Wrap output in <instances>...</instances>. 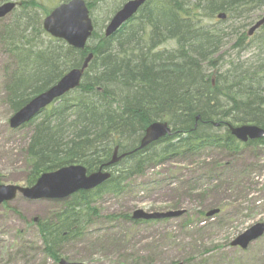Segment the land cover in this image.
Returning <instances> with one entry per match:
<instances>
[{"label":"trees","instance_id":"1","mask_svg":"<svg viewBox=\"0 0 264 264\" xmlns=\"http://www.w3.org/2000/svg\"><path fill=\"white\" fill-rule=\"evenodd\" d=\"M8 1L17 4L0 20V51L10 63L3 68L2 101L10 116L93 53L78 88L15 131L29 132L21 155L25 185L72 164L96 172L115 149L131 153L108 168L107 182L58 202L64 212L35 224L41 252L55 264L65 246L80 243L101 220L144 223L129 215L103 219L91 207L108 194H127L132 177L165 164H190L208 152L264 147V137L242 144L227 128L250 124L264 130V26L247 43L244 33L238 39L236 46L248 52L244 58L221 53L224 27H245L264 10V0H147L109 38L104 28L127 0H85L94 31L84 50L42 26L57 4L70 0L0 4ZM154 122L167 123L171 135L133 152Z\"/></svg>","mask_w":264,"mask_h":264},{"label":"rangeland","instance_id":"2","mask_svg":"<svg viewBox=\"0 0 264 264\" xmlns=\"http://www.w3.org/2000/svg\"><path fill=\"white\" fill-rule=\"evenodd\" d=\"M263 15L264 10L255 13L236 30L224 27L225 58L248 54L236 43ZM9 64L0 51V185L26 187L21 155L29 132L10 130L2 101L3 68ZM59 206L20 195L1 206L0 264H55L41 252L34 219L47 218ZM98 207L103 219L138 209L182 215L139 225L104 220L80 243L65 246L60 259L82 264H136V259L138 264H264V235L244 252L230 246L250 227L264 223V148L247 146L235 156L208 152L190 164L156 167L131 181L128 194L106 196ZM219 209L213 218L200 215Z\"/></svg>","mask_w":264,"mask_h":264},{"label":"water","instance_id":"3","mask_svg":"<svg viewBox=\"0 0 264 264\" xmlns=\"http://www.w3.org/2000/svg\"><path fill=\"white\" fill-rule=\"evenodd\" d=\"M145 1L146 0L127 1L113 15L107 24L104 36L108 38L115 34L118 29L137 13ZM15 6L13 2L0 5V19L9 14ZM219 18H223V15H220ZM263 25L264 16L249 29L248 36H251L254 31ZM43 29L47 34L53 38L63 40L70 47L83 50L93 31L92 21L85 1L70 0L67 3L57 6L44 18ZM91 58L92 56L89 54L83 61L81 67L67 72L54 86L33 98L28 104L15 113L9 120L10 127L16 129L29 122L41 110L47 108L69 91L77 88ZM227 128L234 138L243 143L255 141L264 137V130L255 125L248 124L235 127L228 125ZM170 134L171 130L166 123L154 122L147 127L142 137L140 148L151 142H156L165 136H169ZM125 155L127 154L122 155L120 158ZM117 160L118 158H116L115 152L108 165L116 163ZM108 178L109 174L101 172L100 170L87 175L86 170L82 166L72 165L63 167L56 171L41 175L35 185L30 188L0 185V205L13 201L17 194H21L24 199L29 201L63 200L69 195L79 191L93 190L104 183ZM216 213H218V210H212L206 214V217H211ZM180 215H182V212L145 213L144 211L137 210L134 212L132 218L133 220L149 221L172 219ZM263 234L264 224H256L240 234L231 243V246L246 249L250 243L260 238ZM58 264L81 263H70L60 260Z\"/></svg>","mask_w":264,"mask_h":264},{"label":"bare ground","instance_id":"4","mask_svg":"<svg viewBox=\"0 0 264 264\" xmlns=\"http://www.w3.org/2000/svg\"><path fill=\"white\" fill-rule=\"evenodd\" d=\"M11 2H14V1H11ZM15 4H16V3H15ZM105 38H107V37H105ZM108 38H109V37H108ZM90 55L93 57V53H92V52L90 53ZM81 65H82V64H81ZM12 67H14V66H11V68H12ZM74 69H75V68H74ZM86 70H87V69H86ZM86 70H85V71H86ZM85 71H84V72H85ZM65 74H66V73H65ZM65 74H64V75H65ZM64 75H63V76H64ZM63 76H62V77H63ZM62 77H61V78H62ZM61 78H60V79H61ZM60 79H59V80H60ZM59 80H58V81H59ZM58 81H57V82H58ZM81 81H82V80H81ZM57 82H56V83H57ZM56 83H55V84H56ZM80 83H81V82H80ZM55 84H54V85H55ZM54 85H52V86H54ZM79 85H80V84H79ZM52 86H51V87H52ZM77 88H78V87H77ZM75 89H76V88H75ZM75 89H73V90H75ZM73 90H71V91H69V92H72ZM69 92H68V93H69ZM38 95H39V94H38ZM38 95H36V96H38ZM36 96H35V97H36ZM35 97H34V98H35ZM32 99H33V98H32ZM32 99H31V100H32ZM59 99H60V98H59ZM31 100H30V101H31ZM57 100H58V99H57ZM57 100H56V101H57ZM30 101H29V102H30ZM56 101H54V102H56ZM29 102H28V103H29ZM28 103H27V104H28ZM197 118H198V117H197ZM228 125H230V124H228ZM228 125H227V126H228ZM168 126H169V125H168ZM216 126H218V125L216 124ZM230 126L235 127V126H240V125H230ZM169 128H170V130H172L170 126H169ZM144 134H145V133H144ZM170 135H171V134H170ZM143 136H144V135H143ZM141 140H142V139H141ZM141 140H140L139 146H138L135 150H133V152H134V151H137V152H139V151H145V150L148 149L152 144L155 143V142H151V143L147 144L146 146H143V147L140 148ZM159 140H160V139H159ZM159 140H158V141H159ZM250 147L253 148V146H250ZM262 148H264V147H262ZM116 151H117V149L114 150L113 155H112V158H113L114 153H115ZM219 153H221V154H225L224 151H219ZM233 153H234V154H233ZM233 153H232V154L230 153V154H227V155L235 156V155H237L239 152L235 151V152H233ZM112 158H111V159H112ZM116 158H117V156H116ZM108 163H109V162H108ZM108 163L105 164V165H103V166H101V167L98 169V170H100L101 172H105V173H108V174H109V178H108L105 182H107V181L111 178V173H110V170H109L108 168L111 167L113 164H112V165H108ZM153 169H154V168H153ZM149 170H151V169H149ZM149 170H147V171H149ZM147 171H146V172H147ZM146 172H145V173H146ZM144 175H145V174H144ZM140 177H142V176H134V177H132L128 182L134 181L135 179L140 178ZM105 182H104V183H105ZM104 183H102V184H104ZM102 184H101V185H102ZM129 186H130V184H129ZM83 192H89V191H83ZM128 193H129V192H128ZM128 193H127V194H128ZM74 194H76V193H74ZM74 194L69 195L68 197H66V198L63 199V200H67V199H69V198L72 197ZM107 196H112V197H115V198H116V196H115L113 193L108 194ZM105 197H106V196L102 197V199L93 200L92 203H91V207L98 208V210H99V207H98V206H99L100 202L103 201V199H104ZM50 201L60 202V201H62V200L51 199ZM71 201L73 202L72 199H71ZM69 202H70V200L68 201V203H69ZM69 206L71 207V205H69ZM63 209H64V206H63V207L59 206V209H58V211H56V214L60 213V211H62ZM94 210H96V209H94ZM138 210H141V209H138ZM135 211H137V210H135ZM135 211H134V212H135ZM141 211H143V210H141ZM62 212H64V211H62ZM134 212H133L131 215H129L130 218H131V220L133 219L132 216H133ZM54 213H55V212H54ZM54 213L50 214L47 218L42 219V220L48 221L49 218H53L52 215H53ZM127 215H128V214H127ZM111 216H112V215H111ZM102 221H104V220H101V222H102ZM39 222H40V221H38V219H34V223H35V224H36V223L38 224ZM101 222H100V223H101ZM142 222H144V223H149V221H144V220H142ZM35 226H36V225H35ZM36 229H37V227H36ZM93 230H94V229H93ZM93 230L91 229L90 232H92ZM37 235H38V232H37ZM38 238H39V236H38ZM39 240H40V239H39ZM40 241H41V240H40ZM22 255H24V254H22ZM64 261H66V260H64ZM66 262H68V261H66ZM70 263H71V262H70Z\"/></svg>","mask_w":264,"mask_h":264}]
</instances>
